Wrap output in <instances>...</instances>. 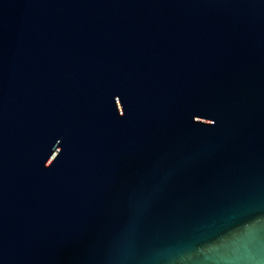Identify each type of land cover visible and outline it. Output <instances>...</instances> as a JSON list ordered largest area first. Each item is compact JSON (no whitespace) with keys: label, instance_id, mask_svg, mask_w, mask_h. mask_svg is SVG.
Wrapping results in <instances>:
<instances>
[{"label":"water","instance_id":"95a60500","mask_svg":"<svg viewBox=\"0 0 264 264\" xmlns=\"http://www.w3.org/2000/svg\"><path fill=\"white\" fill-rule=\"evenodd\" d=\"M0 264H264V0H0Z\"/></svg>","mask_w":264,"mask_h":264}]
</instances>
